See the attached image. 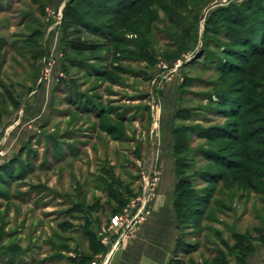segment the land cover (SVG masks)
<instances>
[{
  "label": "rangeland",
  "instance_id": "rangeland-1",
  "mask_svg": "<svg viewBox=\"0 0 264 264\" xmlns=\"http://www.w3.org/2000/svg\"><path fill=\"white\" fill-rule=\"evenodd\" d=\"M69 1L0 0V36L9 42L0 54V106L5 113L0 126V243L21 247L14 264H80L79 256L91 251L86 228L107 229L118 208L106 188L112 180L126 202L116 213L132 221L134 211L137 224L145 219L159 183L156 171L155 184H148L151 131L158 136L165 110L174 104L183 108L175 126L237 123L223 116L217 101L227 91L246 87L244 96L236 97L248 96L253 105L242 123L245 133L256 136L247 144L248 155L258 163L264 157V133L259 134L264 132V106L253 104L264 101V57L247 64L232 58L249 67L245 77L216 69L228 57L223 54L227 48L250 54L252 48L223 35L242 39L244 34L239 37L236 31L243 29V39L252 40L250 31L264 17V0H126L124 8L134 7L119 14L117 22L113 14L99 17L110 37L76 23L63 31L59 21ZM234 6L240 10L233 11ZM241 16L244 27L228 21ZM63 42L69 53L64 56L71 59L62 57ZM173 76L177 78L171 81ZM191 139L192 147L234 153L229 139L213 142L195 134ZM191 161L190 176L215 166L199 156ZM193 185L207 184L197 177ZM216 189L213 204L204 206V219L191 216L179 226L171 264H221L234 253L244 254V248L236 249L245 242L237 232L249 231L259 240L255 229L264 228V190Z\"/></svg>",
  "mask_w": 264,
  "mask_h": 264
},
{
  "label": "trees",
  "instance_id": "trees-1",
  "mask_svg": "<svg viewBox=\"0 0 264 264\" xmlns=\"http://www.w3.org/2000/svg\"><path fill=\"white\" fill-rule=\"evenodd\" d=\"M126 2V0H70L65 5L64 15L62 19V29L63 31L70 29V24L76 23L81 28L88 29L89 32L101 35L103 34L109 35L111 32L107 31L103 28V24L105 21L99 20V17L105 16L106 14H113L116 17L115 22L118 21L119 14L127 9L134 7L133 3L128 4L124 8L122 3ZM114 3V5H112ZM87 5V6H86ZM121 5L119 8L118 6ZM115 6V7H113ZM86 7V8H84ZM107 9V10H106ZM109 9H112V11ZM240 7L234 6L235 12H238ZM262 12L263 9H261ZM231 16L230 13H228ZM264 15V14H263ZM222 18V17H221ZM260 20V21H259ZM228 21H232L234 24L244 27L246 22L244 21V17H228ZM259 25V27H258ZM256 31L254 33L255 37H252V40L248 37L243 39L245 35V30L237 29V36L242 35V39L235 40L233 37L228 35V32L224 33L228 40L235 41L234 43L237 46H241L242 48H252V51L249 55H246V51L244 49H237L235 47L227 48L223 51V54H226L228 57L222 58V65H218L216 67L220 73L223 74H240L242 76L249 75V67L248 66H239L237 63H234L235 60L232 58H236L240 61L247 63H251L253 57L262 56L264 57V47H259L258 39H261V44L264 45V17H260L258 22L256 23ZM99 28V29H98ZM102 29V31H101ZM105 30V31H104ZM105 32V33H104ZM65 33V32H64ZM104 35V37H106ZM259 35V36H258ZM232 36V35H231ZM234 36V35H233ZM246 36V35H245ZM240 37V36H239ZM260 37V38H259ZM112 38V37H111ZM63 40V38H62ZM244 40V41H243ZM233 43V44H234ZM9 42L5 36H0V54L3 50L8 46ZM76 45L81 46L80 43L75 42ZM133 48H136L138 51L140 50L139 44H133ZM76 46H72L75 48ZM80 50L79 48H76ZM238 50V51H237ZM63 52L64 55H68V47L63 42ZM69 57V56H68ZM64 56V58H68ZM71 59V57H69ZM66 60L62 62V69L66 68ZM229 66V67H228ZM245 82V79L241 80ZM183 86V85H182ZM251 86V85H250ZM228 94H222L220 98H218L217 105L219 110H221L225 115L224 117H234L238 119L237 123L229 122V123H221L218 125H185V126H174L173 127V135H174V157L177 167V176L178 180L176 183V188L174 192V208L176 213L177 220V228L184 222V220H188L189 217H200L202 219L205 214V207L208 204H213L212 195H216V187L225 185L228 188L233 187L235 190H253L258 186L260 189L264 190V161H262L263 156H261V162H256V159L252 158V156L248 155L251 151L248 149V145L250 142L255 140V133H245L243 131L242 123L248 120V116L250 115V108H252V101L250 97H244V99H239L236 97V94H245L247 92L246 87L242 89H236L232 91H227ZM244 96V95H243ZM259 102L253 103L255 106L262 107L264 106V101L258 99ZM18 104V105H16ZM17 107H20V102L16 103ZM249 108V111L248 109ZM247 110V112H245ZM181 112H183V108H179L176 112L175 118L181 117ZM4 109L0 106V126L4 119ZM111 132V130L109 131ZM264 132H260L259 134H263ZM191 134H195L198 139L208 140V141H216V140H226L229 139L235 143L233 152H229L228 148L223 149L220 147H206L205 145H200L198 147H192V143L194 139H191ZM261 146H264V142L261 143ZM194 156H199L213 163L215 166L212 169L203 168L197 170L193 175H189L187 173L188 169L192 167L191 160H194ZM236 158V159H235ZM234 162H233V161ZM237 160V161H235ZM232 161V162H231ZM255 163L256 167H251L252 163ZM251 164V165H250ZM3 167L6 166L2 165ZM220 167H223L227 171H221ZM234 170L233 174H230ZM251 175V176H249ZM200 177L206 185V187H194L195 179ZM112 178V177H111ZM110 181V180H109ZM114 180H112L113 182ZM112 182H108L106 188L110 190V197L113 198L117 204L118 208L114 210L116 213L118 210L122 209L126 202L124 200L125 197L121 194L120 191L115 189ZM263 192V191H259ZM236 194V192H234ZM91 209V208H90ZM92 210H90L91 212ZM89 213V212H88ZM90 214V213H89ZM90 218L87 214L86 222L90 223ZM65 225V224H64ZM64 227L63 224L60 225ZM66 227V226H65ZM67 230V229H66ZM256 233L259 234V240L264 242V228L255 229ZM87 233L88 238L91 240V255H81L80 261H90L93 259V254H95L100 248L98 242L95 240V235L93 232L89 231V227L85 231ZM7 236V234H3V237ZM236 237L241 241L237 244L236 249L244 248V254H235L234 256L238 262H244L246 257L254 251V237L250 234L249 231L237 232ZM178 242V239H177ZM65 247L67 245H64ZM177 249V248H176ZM21 247L19 245H4L0 243V264H14V259L17 255H22L19 253L21 251ZM233 254V253H232ZM174 257L172 258V260ZM77 259H73L76 261ZM171 260V261H172ZM94 261V260H92ZM91 261V262H92ZM90 263V262H89ZM171 264V263H170ZM221 264H229V259L227 258Z\"/></svg>",
  "mask_w": 264,
  "mask_h": 264
},
{
  "label": "crops",
  "instance_id": "crops-1",
  "mask_svg": "<svg viewBox=\"0 0 264 264\" xmlns=\"http://www.w3.org/2000/svg\"><path fill=\"white\" fill-rule=\"evenodd\" d=\"M63 8V7H62ZM63 16V15H62ZM62 24V19L59 21ZM47 53V50H46ZM47 54H45L46 56ZM62 57H64L62 51ZM62 69V66H61ZM173 76L172 80H176ZM51 80L49 84L53 83ZM60 82L57 80V83ZM170 82V81H168ZM167 82V83H168ZM181 81L179 80V83ZM182 85V83H180ZM55 87L51 88L52 91ZM50 89V90H51ZM172 92V91H171ZM45 94V91L41 92ZM41 95V102L44 98ZM180 105L172 106L165 110L163 117L162 128L160 127L158 136L156 130L151 135L152 142V163L148 168V172L153 175L154 172H159V183L157 193L150 201L148 215L137 224L134 217V211L131 212L132 221L126 218V214L115 213L110 218L109 227L95 231L89 227V231L95 235V240L99 244V250L93 254V260L97 264H170L176 249V239L178 234L176 213L174 208V192L178 180L177 167L175 162L174 151V135L173 127L175 126L176 112ZM150 107V112H151ZM152 119L150 120L151 124ZM159 127V125H158ZM151 127L149 126V129ZM150 133V130H148ZM155 140V142H154ZM152 150V147L151 149ZM147 172V173H148ZM144 183V177L142 178ZM116 214L123 215L122 223L117 227L112 225V218ZM90 218V217H89ZM91 220V219H90ZM132 224L130 227L129 224ZM88 228V227H87ZM86 228V229H87ZM89 239V238H88ZM254 251L249 254L244 262H238L235 257L229 259V264H264V242L261 240L254 241ZM91 255V240L89 239ZM92 261V260H91ZM91 261H79L80 264H89Z\"/></svg>",
  "mask_w": 264,
  "mask_h": 264
},
{
  "label": "built area",
  "instance_id": "built-area-1",
  "mask_svg": "<svg viewBox=\"0 0 264 264\" xmlns=\"http://www.w3.org/2000/svg\"><path fill=\"white\" fill-rule=\"evenodd\" d=\"M180 65H181V62L178 63V64H176L175 67H179ZM155 179H156V173L154 172L153 175H151V179H149L148 184L150 186L151 185H154L155 184V181H154ZM149 198H150V194H148V196H145L144 202H148L149 201ZM122 221H123V215L116 214L112 218V225L113 226H119L122 223ZM89 264H97V261L94 260V261L90 262Z\"/></svg>",
  "mask_w": 264,
  "mask_h": 264
}]
</instances>
